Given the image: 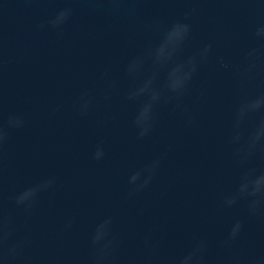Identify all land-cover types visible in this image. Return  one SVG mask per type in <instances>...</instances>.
<instances>
[{"label":"water","instance_id":"1","mask_svg":"<svg viewBox=\"0 0 264 264\" xmlns=\"http://www.w3.org/2000/svg\"><path fill=\"white\" fill-rule=\"evenodd\" d=\"M64 8L72 9L68 22L49 27ZM177 21L191 32L175 62L208 44L211 51L180 107L157 105L153 131L138 139L132 121L141 101L127 94L154 69L148 61L136 78L125 69ZM261 24L264 0H0V121H25L9 130L0 157V213L11 219L9 246L23 243L9 264H89L92 232L108 217L115 264H141L150 251L152 264H173L196 240L207 241L205 264L264 257V215L249 216L246 200L221 206L245 171L264 170V151L242 165L234 156L239 145L229 142L237 107L264 94V42L253 35ZM253 48L256 69L241 75ZM167 70L159 69L156 87ZM85 92L92 104L81 115ZM262 118L264 110L248 117L241 144ZM101 142L105 155L93 160ZM161 157L149 186L129 197V176ZM48 177L55 187L38 195L30 214L15 205L16 194ZM236 220L241 235L222 248Z\"/></svg>","mask_w":264,"mask_h":264},{"label":"clouds","instance_id":"2","mask_svg":"<svg viewBox=\"0 0 264 264\" xmlns=\"http://www.w3.org/2000/svg\"><path fill=\"white\" fill-rule=\"evenodd\" d=\"M195 9L186 12L184 21H187ZM72 15L71 8L59 10L56 15L47 21V25L54 30L61 29L66 24ZM184 21H177L168 28L160 42L155 47H148L142 55L131 60L126 66V73L136 78L146 62L150 61L154 69L150 75L144 78L141 83L130 89L127 94V99L130 101H141L137 113L132 121L133 126L137 130V138L143 139L151 134L155 123V107L161 102L168 104L171 101H176V107H180V98L186 93L190 81L197 73L199 65L205 62L211 51V45H205L201 50L194 55L187 57L181 62H175V58L181 52L183 46L189 38L191 25ZM38 29H43L44 24L36 26ZM58 34H60L58 32ZM254 37L264 42V24L258 26L254 33ZM259 49H251L247 55L248 61L243 73L251 77V74L256 69L257 53ZM220 66L227 69L229 66L221 59ZM169 65H171L169 67ZM167 68L166 79L161 87H156L155 82L158 77L159 69ZM141 98H144L141 100ZM108 99V97H105ZM78 111L81 115H86L90 110L92 98L87 92L83 93L77 101ZM264 110V94L255 98L248 99L242 102L236 109L232 128V136L230 143L239 145L234 152L238 163L246 164L252 157L255 156L257 150L264 151V118H262L255 128L248 134L247 139L241 144L243 138L242 125L253 114ZM187 116L188 125L192 124V117L188 115L186 110L182 113ZM24 119L19 115H9L6 121H0V157L3 154V148L9 138V130L20 129L24 127ZM105 155L102 142L97 144L92 159L100 161ZM161 158L152 160L142 169L134 172L128 178L129 197L134 196L145 190L159 169ZM55 177H48L39 183L30 186L19 192L13 197L17 207H22L26 213H31L34 205L37 202V197L40 193L47 192L55 187ZM247 201V213L249 216L256 217L264 215V170L257 174V169L249 168L239 178V183L236 190L222 198L221 206L224 208L233 207L238 201ZM112 219L105 218L99 222L91 235L90 245L92 255L89 264H115L116 250L118 243L112 235ZM71 227V221L65 225L68 229ZM243 222L236 220L230 227L227 236L221 241L222 248L231 249L237 242L243 230ZM13 229L11 228L10 217L0 213V261L4 264H9L15 260L23 247L22 242H16L9 246V241L12 238ZM148 238L146 237V240ZM156 245H151L155 249ZM208 244L206 240H196L191 249L183 256L176 259L173 264H205V257ZM153 252L144 258L141 264H152ZM229 264H243L242 260L236 257L230 259ZM252 264H264V257H260L252 262Z\"/></svg>","mask_w":264,"mask_h":264}]
</instances>
